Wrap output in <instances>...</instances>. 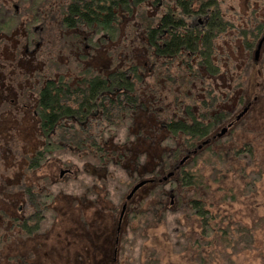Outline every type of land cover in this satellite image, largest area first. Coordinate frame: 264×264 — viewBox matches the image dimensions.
I'll return each instance as SVG.
<instances>
[{"label": "trees", "instance_id": "obj_1", "mask_svg": "<svg viewBox=\"0 0 264 264\" xmlns=\"http://www.w3.org/2000/svg\"><path fill=\"white\" fill-rule=\"evenodd\" d=\"M246 1L251 4V7L247 6L251 12L242 11L237 15L236 8L224 13L219 0H199L197 7V0H167L162 15L148 17L145 12L147 0H70L72 19L69 26L73 27L81 20L80 26L86 24L87 28L96 27L101 33L108 32V36L118 42L116 38L127 30L119 25L127 12L132 15L131 20L139 24L133 29L136 40L133 43H140L146 50L143 48L145 51L142 49L131 60L118 53L131 54L130 51L117 48L116 68L100 66L94 69L79 65L80 79L70 81L63 75L52 77V82L40 91L38 106L46 117V125L41 128L43 144L41 146L40 140L34 142L24 134L27 138L11 142L13 145L18 143L14 150L7 147L10 152L7 183L6 189H0V198L19 202L16 182L20 178L30 180L32 173L29 172L40 169L48 159L55 166L66 167L68 157L72 156L83 163L81 175L86 176V172L94 175L93 183L87 185L85 181L74 187L70 177L63 181L54 178L53 189H27L30 209H26V215L31 216L14 223H0V246L18 249L1 252L0 264H164L165 252L190 264H226L234 251L258 250V231L264 230V214L253 228L225 206L242 190L247 189L246 194L256 190L249 188L254 184L249 182L250 179L256 177V183L264 179V164L257 155L254 159L253 146L237 151L232 142L229 147L216 142L185 165L181 183H177L179 174L168 182L161 181L189 150L195 149L202 139L230 118L229 114L217 111L223 101L216 98V88L222 91L221 84L224 85L225 94L229 99H238V103L245 97L239 94L243 87L235 86L250 65V60L240 57L243 56L241 53L234 57L229 52V73L223 81L220 76L212 79L209 75L216 76L219 70L213 61L218 59L215 41L236 30L234 22L241 27L238 38L244 42V54L250 56L255 49L264 28V0ZM54 3L55 0L1 1L0 12L5 15L0 13V35L4 33L6 47L11 46L9 38L14 31L21 29L24 37L29 34L31 38L34 32L30 20L46 22L45 13H50ZM254 3H257L256 8ZM16 4L27 12V25L11 15ZM200 17L206 20L203 25L195 22ZM237 17H246L248 27L240 26ZM115 22L118 27H114ZM55 29L61 35V30ZM46 43L47 40L42 44V50ZM18 55L22 56L17 48L15 56ZM193 59L196 64L192 65ZM50 60L56 63L58 58L53 55ZM201 69L205 70L203 75ZM55 72L60 73L57 68ZM103 74L109 75L102 77ZM162 84L170 87L162 89ZM166 89L170 91L167 100L166 96H161V91ZM204 90H209L206 99H198V94L203 95ZM247 92L252 94V89ZM42 147L40 158L36 151ZM247 152L249 155L245 157ZM32 154L34 157L28 158ZM250 158L254 159L253 168L244 163ZM222 159L225 173L232 172L239 183L236 189H216L218 195L214 189H200L204 187L202 180L205 179L200 168L196 170L195 162L218 167ZM121 175L132 185L113 187L119 195L121 192L117 189L127 187L131 190L133 185L149 176L155 182L141 190L148 191L145 200L137 199L141 191L135 195L117 234L118 222L114 218L118 213L113 211L119 212L122 206L114 207L108 189H111L110 183H121ZM223 177L221 186L225 188L226 177ZM98 182H101L99 187L96 186ZM152 186L157 188L146 189ZM198 187L200 195L184 201L183 195H187L190 188ZM88 188L97 189L96 200L78 191ZM173 188H179L180 193L175 191L174 202L168 192ZM125 197L122 192L120 200L123 202ZM57 205L69 206L74 211V207H78L75 217L71 218L73 221L67 223ZM15 210L11 208L9 212L7 209L5 217L11 213L8 220L12 219ZM57 210L64 216L63 229H57L60 215ZM130 234H134L131 242L127 239ZM159 236L161 245L157 244ZM126 242L138 247L136 257L125 252ZM248 242L251 245L245 248L243 244L249 245Z\"/></svg>", "mask_w": 264, "mask_h": 264}, {"label": "rangeland", "instance_id": "obj_2", "mask_svg": "<svg viewBox=\"0 0 264 264\" xmlns=\"http://www.w3.org/2000/svg\"><path fill=\"white\" fill-rule=\"evenodd\" d=\"M149 4L148 6H146L145 8V12L147 13L146 15L148 17H150L151 15H159L162 14L165 10L166 7V2L167 0H148ZM202 1V0H200ZM220 1V6L222 7L224 13H227V9H235L236 8V12H238L237 15L241 14L242 11H246L248 13L251 12V9L249 7H247L248 5L251 4H247L248 1L246 0H219ZM1 2V0H0ZM198 2L199 0H197V2L195 3V7L198 6ZM62 3L63 0H55V3L51 6V19L55 16V14L61 10L62 8ZM243 5H246L245 7ZM253 6L256 8L257 7V3H254ZM250 9V10H249ZM228 12H231V10ZM24 13V12H23ZM22 13L23 16H25ZM243 14V13H242ZM238 21L240 22V26H246L247 23V19L246 17H237ZM234 24L236 25V30L231 31L232 33H225L224 35H221L220 38L216 39L215 44H216V52L218 53V62L220 64H218V66L220 68H222V59L224 60L227 56L224 54V52H231L233 53L234 57H237L238 55H243L240 56L242 58L245 57L246 61L250 60V65L247 66L246 71L242 74L241 80L240 81H236L235 86L237 87L238 85H241L243 87L242 90H240L239 94H244L245 97L241 99V101L238 103V99L234 100L233 98H228V102L223 104L220 106V109H223V111L230 112V121L235 120V115L236 117L238 115H240V112L246 107L247 103H250V111L249 113H247L244 118H242L240 120L239 123H237L235 125V127L232 130H229V132L227 133V135H225L224 137L221 138L220 141H218L219 143H223L224 145H227L226 147H229L231 145H233L232 147L235 149L236 147H239L241 145H243L244 142L246 141H250V143L253 144L254 147V159L256 160L258 158V160L263 161L264 164V47L262 49V55L258 61V63L254 64V59H255V55H254V51L256 50L253 49L252 54H250V56L248 54H244V50H243V46H244V42H242L241 39L238 38V33L241 27H239L237 25L236 22H234ZM138 25H136L134 23V21L130 20V21H126L124 19L123 23H122V28L121 29H127L126 31H124L123 36H120L119 38H116V40L118 42H114L110 43L113 47L106 45V47H104L102 50L98 51L96 50V52L89 58L85 59V60H80L76 55H72V56H68L66 54V52H69L70 49H72V47L70 48L68 46V42H67V37L63 38L62 34L60 35L58 30H54V34H53V38H52V42H48L47 46H46V51L48 53V58L46 61V66L50 69H55L58 68L61 72V74H63L68 68L70 69H74V66H79L82 62H86V61H92L94 63L98 62V59L100 58L102 60V64L101 66H107L110 67V61L112 59H114V62H116V52L118 51L117 48H121L124 51H130L131 54L129 53H125L122 51H118V53H122L125 54L127 56V58L129 59H134L136 58L137 55H139L140 51L144 48V47H140V43L138 44H134L133 41L135 40V35L133 34V29L138 27ZM245 27V28H246ZM102 35V34H101ZM43 36H47V35H43ZM100 36V35H99ZM264 36V28L260 31V38ZM115 40V39H114ZM258 40V39H257ZM119 43V45H118ZM258 41H256L255 46H257ZM118 45V46H117ZM145 49V48H144ZM143 49V50H144ZM146 50V49H145ZM144 50V51H145ZM243 50V53H242ZM43 52H45V50H43ZM220 54V55H219ZM222 54V55H221ZM224 54V55H223ZM55 55L58 58V61L55 63L54 61L50 60V56ZM69 57V58H67ZM65 60H68L69 63H67V61L65 62ZM239 63V62H238ZM38 67V66H37ZM41 67V66H39ZM236 68V67H235ZM38 69H42L44 71V68H38ZM112 69V68H111ZM42 71V72H43ZM237 71V70H236ZM235 71V72H236ZM240 76V75H239ZM252 80V81H250ZM216 83V82H215ZM167 84H162L161 88L165 89L167 88ZM170 87V86H168ZM252 89V94H248L247 90ZM170 93V91H168V89L166 90H162L161 91V96H166V100L169 98L168 94ZM206 94V92H203ZM202 93V94H203ZM35 95V92L33 91V93ZM201 94H198V99H206V96L201 95L202 97H200ZM168 96V97H167ZM216 98H218L220 101V97L216 96ZM233 101V102H232ZM221 102V101H220ZM35 102H33V104L29 101L28 104H32L34 105ZM219 103V102H217ZM7 121V120H6ZM239 125V126H238ZM238 126V127H237ZM218 127V126H217ZM215 128V130H217L218 128ZM223 127H226V124L222 127H220L217 132H220L221 129ZM23 132L25 133V129L23 130ZM35 130L30 128L28 131V137L32 138V136L34 135ZM0 135L1 137H5L4 135V131L2 129V125H0ZM230 142L231 145H228ZM1 147H0V152H1ZM257 155V158H256ZM67 157V156H66ZM225 158V157H224ZM254 159L250 158L248 161H245L244 163L246 165H248L250 168H253V163H254ZM226 161V165L229 166V162L228 159H224ZM257 160V161H258ZM68 166H64L62 165L61 167L55 166V164L53 163V161L50 159H48V162L43 164L41 169L38 170V173H35L37 175L33 176L31 179H40L39 185L41 187H45V189H53V185L51 184L52 181L50 180L49 173L51 171L50 174L54 175V177L57 178V181H63L64 179H60L58 178V176L60 175V172L65 170V169H69V175L65 178L70 177V179H72L71 185H75L74 187H78L79 185H82L85 181L87 183V185H91L93 183V178L94 175L89 174L88 172H86V176L85 175H81V168L83 167V163H80L79 161L77 162V160L75 158H73L72 156L68 157ZM217 164V163H216ZM78 167V170H76V168ZM9 167V161H8V157L5 158V169L7 170ZM70 167V168H68ZM195 167L196 170L200 168L201 172H203V179L202 180L204 183V187L200 188V189H214V191L216 192V194L218 195V192L216 191V189H236L237 185L239 184L235 178L233 177V173L232 172H227L225 173V169L226 166L223 165V159L219 161L218 163V167L217 166H201L199 165V163L196 161L195 162ZM216 168V169H214ZM76 170V171H75ZM75 175H74V172ZM31 172H29L30 174ZM37 176V177H36ZM226 177V181H225V188H223L221 185L223 184L224 181V177ZM74 177L77 178V180H73ZM121 183H108L109 184V194L110 196L112 195L110 199V201L112 202V204H114L115 208L117 206L121 207L122 206V199L120 200V197L122 196V192H125L126 196L129 195V193L131 192L132 188L134 187V185L132 186L131 190L129 189H117L118 193L121 192V194H116L115 189H113V187H115L116 185H119L121 187V184H123L122 187H125L126 185L131 186L132 183L129 184L128 179L126 178V176H120ZM147 179H150V176L147 177ZM223 180V181H222ZM253 182L254 184H250V189H256L253 192L247 193L248 191L247 189L242 190V193H237L238 195H235L236 197L234 199H232L231 201H228L225 203V206L228 205V209H232V212L237 215L236 217H238L239 219L249 222V225L251 224V226L253 228H256V225L259 224V220L261 219L262 215L264 214V179H261L260 182L256 183V177L252 180L250 179L249 182ZM97 181H94V183H96ZM248 182V183H249ZM101 182H98L96 184V186H100ZM26 185H31L32 183L30 181L26 182ZM35 185V183H34ZM206 186V187H205ZM107 187V186H106ZM169 187V186H168ZM171 187H173V185H171ZM231 187V188H230ZM157 186H152V187H147L146 189H156ZM58 189V188H57ZM113 189V190H112ZM173 189H179V188H173ZM191 189V190H190ZM187 192V195H183V199L184 201H186V199H191L193 197H195L196 195H200L201 190H198V188H190ZM77 189H73V191H76ZM245 190H247L245 192ZM79 192L83 191L85 193V195L90 196L93 200H96V198H98V193H97V189L95 191H93L92 189L88 190H84V189H78ZM110 191H113L110 192ZM129 192V193H128ZM146 192H148L147 190L141 191L139 193V195H137V199L139 201H143L146 199L145 194ZM177 194L179 193V190L177 192ZM136 199V200H137ZM88 206V205H86ZM59 209V211L63 212L64 216H62L59 211L58 213L59 215V221L56 222L57 225V229L62 228L63 229V225H65L66 223L64 222V218L67 221V223H70L71 218L75 217V213L77 212V210L79 209L78 207H74L76 211H74L73 209L68 207H62L61 205H57ZM113 207V206H112ZM118 211V210H117ZM117 211H113L115 213H118ZM120 211V208H119ZM1 213V212H0ZM2 214V213H1ZM117 215H115L114 219H117ZM53 215V214H52ZM64 217V218H63ZM135 219V218H134ZM134 228L137 227V224H133ZM159 229H161V227H159ZM262 231H258L259 237H260V242L258 244V250H252L249 252H242L239 253L238 251H234L232 252V256L229 259V261L227 260L226 264H264V230L261 229ZM99 233L102 234L103 233V229L99 230ZM97 233V234H99ZM95 235H97L94 232ZM129 234V233H127ZM257 234V237H258ZM131 242V238L134 237V234H130L127 236ZM136 238V236H135ZM136 240V239H135ZM134 240V241H135ZM140 240L137 239V241ZM158 245H161V237L159 236V239L157 241ZM249 245L243 244V246L245 248L249 247L251 245L250 242H248ZM14 248V245H13ZM10 250H14V251H18V249H6V248H2L0 246V254L1 252H7ZM124 250L125 252L129 253L133 256L136 257L137 256V251H138V247L135 246V244L132 243H128L126 242V244L124 245ZM242 251V250H240ZM251 255L250 257H247V255ZM174 256V255H173ZM171 256L169 253H164L163 254V258L162 260L164 261V264H190L187 261H183L177 257H173ZM224 264V263H221Z\"/></svg>", "mask_w": 264, "mask_h": 264}, {"label": "flooded vegetation", "instance_id": "obj_3", "mask_svg": "<svg viewBox=\"0 0 264 264\" xmlns=\"http://www.w3.org/2000/svg\"><path fill=\"white\" fill-rule=\"evenodd\" d=\"M1 1H4V0H1ZM14 7L15 9L12 10L13 14L11 15H14L16 18H19L21 21V24L25 23L27 25V22L29 21V19L27 20V15H26L27 12L22 11L19 8L18 4H16ZM165 10H166V7H165ZM22 13L25 16H23ZM1 15L4 16L5 13L2 12ZM45 15H46L45 16L46 22H35L34 20H30V22H32V30L34 32L31 38H29L30 37L29 34L27 35L28 37H24V35H22L20 31L21 29L19 31H14L9 38V42L11 41L10 42L11 46L6 47L5 35L4 33H1L0 35V125H2V129L5 135L4 138L1 137L0 135V147L2 148L0 152V189H6L5 185L7 183V179H6L7 171L5 169V158L6 157L10 158L9 156L10 152L7 150V147H10L14 150V148L18 146V143H17L18 140H20L21 137L25 139L26 135L28 136V131L30 128L35 130V133L32 136L31 140H33L34 142H36L37 140H40L42 142L40 143V145L42 146L43 144V135H42L41 128H43L42 126L46 125V121H45L46 117L45 116L43 117V113H41L39 106H38L40 91L43 90V88L47 86L50 82H52V79L54 77L58 78L60 75H63L62 77H64L66 80L70 78V81L80 79V75L82 76V74H79L81 70L80 66L82 67L89 66L94 69L95 68L97 69V67H100L101 65H103L102 60L99 58L98 62L96 63L88 60L86 62H82L80 66H74V69L68 68L63 74H61V72L56 73L55 69L48 68L46 66V61H45L47 60V55H48L46 51L47 43H46V46L43 48L45 52H43L42 50V44L45 43V40H47L48 42L50 41L52 42L54 28H58L61 30V34L63 38L67 37L68 46L70 48L72 47V49H70L69 52H66V54L68 56L77 54L80 60H85L91 57L96 52V50L100 51L104 47H106V45L113 47L110 43H113L114 38L112 36H108L109 35L108 32L101 33L99 32V30H97L96 27L87 28L85 22H84L85 26L82 27L80 26L82 22L81 20H78V22L75 23L73 27L69 26L68 23H70L69 21L71 18L70 17L71 16L70 0H63L61 11L59 13L57 12L56 16H54L52 19H51V11L50 13L46 12ZM131 18H132V15L126 12L125 15L122 17V21L120 22L119 25H121L122 27V23L124 19L128 22L131 20ZM195 22H198L201 25H203L204 23H206V20L204 17H200L199 19H195ZM45 23H46V26H44ZM115 23L116 24H114V27H118L117 22ZM43 34L47 36H43ZM18 35L20 37L16 38ZM263 38L264 36H262L261 38L259 37L258 38L259 40H257L258 43L256 46V51H255V63H258L261 55L263 54L262 49L264 47V42L260 45V42L263 40ZM17 48H18L19 53L22 55L21 57L20 55H18L17 57L15 56V52ZM224 54L227 57L224 60L222 59V68L218 66V64H220L218 60L213 59V61H215L214 63L216 64L219 70L217 71L216 76L209 75L210 78L215 79L220 76L221 81H223L225 77L228 75L229 70L227 68V65L229 61V53L226 51L224 52ZM13 57H16V59ZM66 61L67 63H69L68 60H65V62ZM165 62L166 61H164L162 64L164 65ZM191 64L192 65L196 64V60L193 59ZM109 65H110V68H116V62H114V59L110 61ZM39 66L44 68V71L42 69H38V68H41ZM178 66H180V64ZM200 71H202L201 75H203V72H205L204 69H201ZM108 75L109 74H103L102 77L103 76L107 77ZM206 75L208 76V74ZM221 89L222 91H220L219 88H216L217 90L216 96L220 97V99H222L223 101V104H225L229 101L228 100L229 95L225 94L224 85L222 84H221ZM33 91L35 92V95L32 94ZM208 91L209 90L207 91L204 90L203 92H206L207 94ZM203 94L204 96H207L205 93ZM114 95L115 94L113 93V96ZM29 101L32 104L33 102H35L34 105L28 104ZM250 106H251L250 103L246 104L245 108H248V111L239 120L236 119L237 117L235 115V118H234L235 120H232L229 122L230 119L228 118L225 122L219 124L218 125L219 128L226 124V127H223L221 131L224 128H227L230 124H232V126L229 127L227 132L225 133V135H227L229 130H232L235 127V125L239 123L240 120L244 118V116L247 113H249ZM219 110L223 111V109H220V107L217 111ZM226 114L228 115L229 113L227 112ZM24 129H25V133L23 132ZM217 130H214L213 132H211L209 136H207L205 139H202V141L199 142V144L196 146L195 149L189 150L185 154V156L179 161V163L176 164L175 167L169 172V173L173 172L172 177H168L166 180H164V178L168 176L169 174L168 173L166 176L164 177L162 176L163 179L161 181L168 182V180L173 178L175 174H179L177 175L178 176L177 183H181L180 176H181L182 171H184L183 169L185 165L190 160L195 159L198 156L199 152L209 149L210 147L214 145V143L220 141L221 138L225 136L224 135L222 137H219V134L221 133V131L217 132ZM13 140H17L15 145L11 143ZM252 146H253L252 143L248 144V141H246L243 143V145L235 149H237V151H242V150L245 151L247 148L252 147ZM36 154L39 157L43 156V147L38 149L36 151ZM34 155L35 154L29 155L28 158H31L32 156L34 157ZM248 155H249L248 152L245 153V157ZM184 158L186 159L183 162ZM47 162L48 160L46 161V163ZM38 170L31 172L32 177L37 175L35 173H38ZM63 171H65L64 174L62 175V171H61L58 178L67 179L65 177L69 175L68 173L70 170L65 169ZM50 173H49L50 177L48 178H50V180L53 181V179L56 177H54V175ZM38 180L40 182V179L34 178V180L33 179H30V180L22 179L21 180L20 178L19 181L16 182L15 186L17 187V189L15 191L18 193L19 202L18 201L13 202V200L10 198H8V200H6V198H2V199L0 198V212L2 213V214L0 213V223L1 222L5 223L6 221L14 223L17 221H21L24 218H27L28 216H31L29 214L26 215V209L27 210L30 209V204L28 202V198L26 197L27 189H32V188L45 189V187H41V186L39 187ZM144 180H152V179H144ZM27 181H30L32 183V186L26 185ZM154 182L155 180L152 183ZM148 184H151V183H148ZM146 185L140 188L132 196L131 199L127 200V196H126L124 201L122 202V209L119 211V214L117 216V222H118V226L116 230L117 234L119 233L121 223L124 217L126 216L125 215L126 209L130 206L131 203H133L134 201L133 199L135 195L139 191H141L144 187H146ZM176 190L177 189H169L168 191L170 193L172 202H174V199H175L174 193ZM11 208L16 209V210L15 212H12L13 218L8 220L9 214L11 215V213L8 214V217H5V212L7 209L10 212ZM116 243H117V238H116ZM116 252L117 251L115 250V254Z\"/></svg>", "mask_w": 264, "mask_h": 264}, {"label": "water", "instance_id": "obj_4", "mask_svg": "<svg viewBox=\"0 0 264 264\" xmlns=\"http://www.w3.org/2000/svg\"><path fill=\"white\" fill-rule=\"evenodd\" d=\"M264 42V38L263 40L260 42V45ZM260 47V46H259ZM248 111V108H245L240 115L237 116V120H239L246 112ZM232 124H230L227 128H224L221 133L219 134V137H222L225 135V133L227 132L228 128L231 127ZM187 158V157H186ZM183 160V162L185 161V159ZM65 171H62V175L64 174ZM173 176V172L172 173H169L167 177L164 178V180H166L168 177H172ZM154 180H143V181H140L139 183H137L131 190V192L129 193V195L127 196V200L131 199L132 196L140 189L142 188L143 186H145L146 184L148 183H152Z\"/></svg>", "mask_w": 264, "mask_h": 264}]
</instances>
